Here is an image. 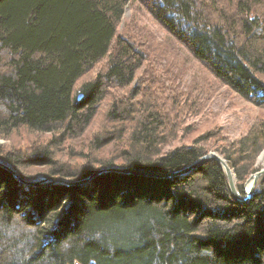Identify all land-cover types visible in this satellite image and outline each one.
<instances>
[{
  "label": "trees",
  "instance_id": "16d2710c",
  "mask_svg": "<svg viewBox=\"0 0 264 264\" xmlns=\"http://www.w3.org/2000/svg\"><path fill=\"white\" fill-rule=\"evenodd\" d=\"M129 1L0 0V135L21 126L52 134L31 154L0 149L21 177L74 181L115 164L174 172L209 153L199 144L164 150L169 120L140 94L108 112L129 121L117 157L72 167L55 158L53 145L87 128L108 88L131 84L143 64L118 30ZM140 1L215 77L264 105V0ZM118 133L96 135L91 149L123 142ZM263 148L264 129L220 151L243 195ZM27 166L48 170L35 178ZM0 264H264V174L239 202L215 159L185 175L106 171L45 185L0 164Z\"/></svg>",
  "mask_w": 264,
  "mask_h": 264
},
{
  "label": "rangeland",
  "instance_id": "374dc122",
  "mask_svg": "<svg viewBox=\"0 0 264 264\" xmlns=\"http://www.w3.org/2000/svg\"><path fill=\"white\" fill-rule=\"evenodd\" d=\"M118 30L141 52L143 64L131 84L108 88L107 96L87 128L68 135L62 144L56 142L53 145L56 159L72 167L94 156L107 159L117 157L120 147L127 144L125 129L129 121H113L108 117V112L114 104L123 106L122 102L136 101L140 94L144 97L150 95L164 118L169 120L166 133L170 140L163 146L166 151L183 145L199 144L209 153L216 152L225 158L220 151L228 147L231 141L239 140L249 132L261 134L264 129V105L244 98L215 77L161 23L146 3L129 1ZM102 66L106 67L105 61L97 65L89 76L94 77ZM136 92L137 97L134 94ZM110 130H117L119 133L116 136L124 131V141H114V144L99 151L92 150L90 143L95 136ZM51 135L21 126L9 135H0V149L21 150L31 154L46 147ZM202 136L205 138L200 140ZM263 167L264 148L256 157V170L252 174ZM46 170L48 168L42 166H27L23 169L26 175L35 178L44 177ZM252 174L244 181L245 188Z\"/></svg>",
  "mask_w": 264,
  "mask_h": 264
},
{
  "label": "water",
  "instance_id": "95a60500",
  "mask_svg": "<svg viewBox=\"0 0 264 264\" xmlns=\"http://www.w3.org/2000/svg\"><path fill=\"white\" fill-rule=\"evenodd\" d=\"M209 159L217 160L222 165L224 170L226 171L229 186H230V189H231V192H232L234 198L236 200H238L239 202L249 201V199L253 195L256 184L258 182V179L260 178V176L262 174H264V167L259 169L258 171H256L254 174H252L250 176L248 183L251 182V186L249 188L246 187L245 194L243 195L238 190V187L236 185L237 178L235 176L234 169L225 160V158H223L220 154H218L216 152H210L207 155H205V156L199 158L198 160L194 161L192 164H190V165H188V166H186L180 170L174 171V172H156V171L138 168V167H123V166L116 165V166H109V167L102 168V169L90 174L89 176H87L85 178H82L79 180H74V181H70L67 179H63V180L40 179V178L34 179V180L33 179H26V178L21 177L20 174L18 173V171L14 167L3 163L1 160H0V164L3 165L4 167L8 168L15 175V177L22 183L31 184V185H45V184L54 183V182H60V183H64V184H81V183H84V182L92 179L97 174L102 173V172H106V171H117V172H124V173L141 174V175H148V176H164V177L185 175V174L192 173L200 164H202L203 162H205ZM232 172L234 174V177L232 176Z\"/></svg>",
  "mask_w": 264,
  "mask_h": 264
},
{
  "label": "bare ground",
  "instance_id": "6f19581e",
  "mask_svg": "<svg viewBox=\"0 0 264 264\" xmlns=\"http://www.w3.org/2000/svg\"><path fill=\"white\" fill-rule=\"evenodd\" d=\"M232 176L234 177V174H233V172H232ZM251 186V182L250 183H248V186H247V188H249Z\"/></svg>",
  "mask_w": 264,
  "mask_h": 264
}]
</instances>
